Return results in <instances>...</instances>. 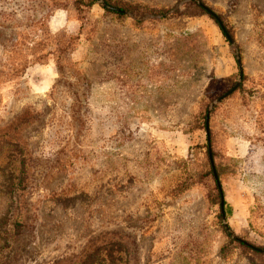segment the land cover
Returning a JSON list of instances; mask_svg holds the SVG:
<instances>
[{
	"label": "rangeland",
	"instance_id": "rangeland-1",
	"mask_svg": "<svg viewBox=\"0 0 264 264\" xmlns=\"http://www.w3.org/2000/svg\"><path fill=\"white\" fill-rule=\"evenodd\" d=\"M127 1L181 13L0 0V264H64L107 243L119 262L105 264H264L231 242L264 248V0H205L235 46L189 0ZM83 15L71 56L84 79L62 78L54 54L35 62ZM225 94L209 115L221 217L208 131L192 123Z\"/></svg>",
	"mask_w": 264,
	"mask_h": 264
},
{
	"label": "trees",
	"instance_id": "trees-1",
	"mask_svg": "<svg viewBox=\"0 0 264 264\" xmlns=\"http://www.w3.org/2000/svg\"><path fill=\"white\" fill-rule=\"evenodd\" d=\"M71 2L76 7V9L81 12H83L84 6L87 8H92L95 4L98 3L97 0H71ZM105 2L115 8V10L106 9V11L109 13H114L119 17L129 16V14H127V11L140 18L146 14L162 15V18H171L174 16H178L181 13L180 9L173 11V7H154L148 4L140 2H131L127 0H105ZM187 5H194L199 8L203 14L209 15L221 28L226 38L230 36L231 38L235 39L234 33L225 22L224 16L221 13H218L205 0H189ZM82 19V25L78 35L68 37L66 42L60 43L58 42V39H54L56 40L55 42H53V45L55 47L52 48V46L51 48L45 51L41 48V42H38V45L36 46L35 50L37 51L38 55L36 57L35 62H41L40 60H42L44 56L54 54L57 57V68L62 78H65L69 74H72L76 76V78L84 79L81 78V71L77 68V62L73 61L71 56L76 50L77 45L79 43L81 30L83 29L85 24H87V16L83 15ZM57 37L58 35H52L51 38ZM239 51L240 50H238V52ZM192 128L204 129L205 131H208L207 142L204 145L209 161V168L207 174L211 175L215 181L216 197L214 198L213 203H216L220 206L221 217H223V215H225L228 202L225 199V192L220 181L221 164L216 161L217 152L213 147V136L211 126L209 120L207 119V106L204 108L201 115H198L196 119H194L192 123ZM231 242H238L243 248L251 249L255 253L264 255V248H255L257 246L251 244L247 240H244L240 237H237L235 239L231 237ZM111 246H113V243H107L105 245H102V247H98L94 251L86 254L85 256L83 254H80L75 256L74 259H64L60 262L64 264H105L109 261L113 263L119 262L118 256L114 257L113 250L108 249ZM260 249H263V251H261ZM224 250L229 251V246H225Z\"/></svg>",
	"mask_w": 264,
	"mask_h": 264
},
{
	"label": "water",
	"instance_id": "water-1",
	"mask_svg": "<svg viewBox=\"0 0 264 264\" xmlns=\"http://www.w3.org/2000/svg\"><path fill=\"white\" fill-rule=\"evenodd\" d=\"M97 1L100 2L105 8H107L109 10H115V8L110 6V5H108L105 2V0H97ZM227 38L229 39V41L232 44V46H235V40L233 38H231L230 36H228ZM235 55H236V59H237V61L239 63V66H240V74H241V77H242L243 69H242L241 58H240V55H239V53L237 51L235 52ZM240 82H241V78L238 80V82H237L235 87H237L240 84ZM228 93H230V92H228ZM226 95L227 94H225L222 97L217 98L214 102L211 103V105L209 107V110H208V115H207V119L208 120H209V115H210V111L212 110V108H214L216 106V104L219 103ZM224 220H225V218H224ZM225 226H226V229L229 231V227L227 226V224H225ZM232 236L235 237L234 235H232Z\"/></svg>",
	"mask_w": 264,
	"mask_h": 264
}]
</instances>
